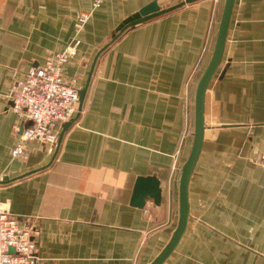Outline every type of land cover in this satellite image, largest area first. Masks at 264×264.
Wrapping results in <instances>:
<instances>
[{
  "label": "crops",
  "instance_id": "0c3cea01",
  "mask_svg": "<svg viewBox=\"0 0 264 264\" xmlns=\"http://www.w3.org/2000/svg\"><path fill=\"white\" fill-rule=\"evenodd\" d=\"M92 1L0 0V205L39 230L35 264H149L165 246L223 5L186 2L113 37L152 0ZM76 34L63 73L83 90L78 110L58 124L56 144L29 143L25 159L12 158L23 120L11 82ZM204 122L186 227L163 264H264V0L234 2ZM151 174L160 202L133 205L136 177Z\"/></svg>",
  "mask_w": 264,
  "mask_h": 264
},
{
  "label": "built area",
  "instance_id": "2783aa9c",
  "mask_svg": "<svg viewBox=\"0 0 264 264\" xmlns=\"http://www.w3.org/2000/svg\"><path fill=\"white\" fill-rule=\"evenodd\" d=\"M100 1L93 0L92 8ZM90 12L82 11L77 15L78 31ZM80 44L81 38L76 34L63 49L47 54L42 63L30 66L11 82L10 106L23 120L14 125L19 136L11 148L12 158L25 159L29 143L56 144L58 124L70 119L78 110L79 88L73 80L64 77L63 66L76 54ZM261 163L264 165V157ZM38 233L28 218L16 216L0 205V264H35Z\"/></svg>",
  "mask_w": 264,
  "mask_h": 264
},
{
  "label": "water",
  "instance_id": "95a60500",
  "mask_svg": "<svg viewBox=\"0 0 264 264\" xmlns=\"http://www.w3.org/2000/svg\"><path fill=\"white\" fill-rule=\"evenodd\" d=\"M194 0H180L169 6L161 7L157 0H152L140 7L137 11L123 18L115 27L113 37L117 36L128 26L143 22L147 19L155 17L159 14L167 12L186 2ZM235 0H223L220 19L216 31V36L210 57L202 70L194 91L193 105V133L190 150L180 168V176L178 180V219L169 240L149 264H163L170 253L175 249L182 233L185 230L187 219L189 216L188 202V182L198 157L205 129L204 122V101L205 91L208 83L214 75L221 59L226 41V36L230 24ZM81 102L83 90L79 89ZM147 197H151L156 203L161 199V186L159 179L155 175H138L135 180L131 203L136 206H143Z\"/></svg>",
  "mask_w": 264,
  "mask_h": 264
},
{
  "label": "rangeland",
  "instance_id": "374dc122",
  "mask_svg": "<svg viewBox=\"0 0 264 264\" xmlns=\"http://www.w3.org/2000/svg\"><path fill=\"white\" fill-rule=\"evenodd\" d=\"M166 1H164V3H165ZM167 4L169 3V2H166Z\"/></svg>",
  "mask_w": 264,
  "mask_h": 264
}]
</instances>
